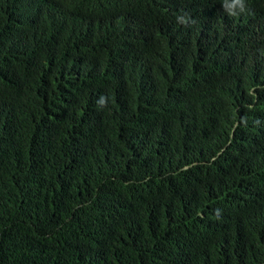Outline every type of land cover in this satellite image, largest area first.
<instances>
[{
    "label": "trees",
    "instance_id": "16d2710c",
    "mask_svg": "<svg viewBox=\"0 0 264 264\" xmlns=\"http://www.w3.org/2000/svg\"><path fill=\"white\" fill-rule=\"evenodd\" d=\"M243 5L0 0V264H264Z\"/></svg>",
    "mask_w": 264,
    "mask_h": 264
},
{
    "label": "clouds",
    "instance_id": "9594fccd",
    "mask_svg": "<svg viewBox=\"0 0 264 264\" xmlns=\"http://www.w3.org/2000/svg\"><path fill=\"white\" fill-rule=\"evenodd\" d=\"M236 3H240L241 4V7H242V10L245 11L246 8H244V5H243V0H236ZM231 15H235V13H232ZM103 98V97H102Z\"/></svg>",
    "mask_w": 264,
    "mask_h": 264
}]
</instances>
